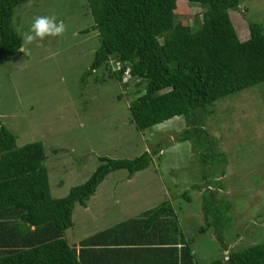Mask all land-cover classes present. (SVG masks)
<instances>
[{
    "label": "rangeland",
    "instance_id": "1",
    "mask_svg": "<svg viewBox=\"0 0 264 264\" xmlns=\"http://www.w3.org/2000/svg\"><path fill=\"white\" fill-rule=\"evenodd\" d=\"M177 4V20L189 25L203 10L188 0ZM231 12L246 34L249 21L264 23V0H242ZM38 15H55L67 30L59 37L23 42L26 54L0 53V120L16 135L18 146L44 143L53 197H64L84 183L101 156L132 159L161 150L132 181L126 180V169L110 173L98 187L104 218L84 214L80 206L76 223L84 226L94 222L92 217L99 223L110 221L124 206L134 217L181 195L174 214L179 215L180 206V222L190 228L200 264L228 254L214 237L217 220L231 248L264 244V82L208 107L205 122H198L207 132L206 141L193 149L192 141H177L186 127L181 116L146 132L137 130L129 108L137 80L126 88L105 67L92 71L100 40L97 30L84 31L95 24L87 0H30L20 5L13 24L22 38ZM195 184L202 188H193ZM204 194L209 202H217L210 205L208 217L202 207Z\"/></svg>",
    "mask_w": 264,
    "mask_h": 264
},
{
    "label": "trees",
    "instance_id": "2",
    "mask_svg": "<svg viewBox=\"0 0 264 264\" xmlns=\"http://www.w3.org/2000/svg\"><path fill=\"white\" fill-rule=\"evenodd\" d=\"M29 1L0 0L1 54L21 53L23 38L13 21L17 7ZM87 1L95 24L84 31L97 30L100 40L91 69L105 67L126 88L137 80L131 92L136 98L129 108L139 131L181 116L186 127L177 141H192L193 149L203 147L207 132L198 122H205L208 107L264 82V23L249 21V32L242 33L231 12L239 9L242 0H188L203 7L192 25L177 20L179 0ZM116 61L131 68V81L123 80L124 69L113 71ZM210 144L206 142L207 147ZM159 148L132 159L101 156L84 183L55 198L44 143L18 146L16 135L0 120V264H81L64 237L73 226L75 205L86 206L110 173L126 169L133 176L148 168ZM209 187L203 190L217 195ZM172 204L165 201L150 213L173 215ZM210 205L217 206V202L203 196L207 217L213 208ZM216 224V238L228 254L211 264H264L263 243L231 248L219 220ZM194 258L188 245L179 261L196 264Z\"/></svg>",
    "mask_w": 264,
    "mask_h": 264
},
{
    "label": "crops",
    "instance_id": "3",
    "mask_svg": "<svg viewBox=\"0 0 264 264\" xmlns=\"http://www.w3.org/2000/svg\"><path fill=\"white\" fill-rule=\"evenodd\" d=\"M133 176L128 174L126 180L132 181ZM178 196L180 195H174L172 198L174 199V205L172 204L174 210ZM99 197L100 190L96 191L86 206L76 204L73 212V226L65 231L64 237L76 250L81 264H181L179 260H181L182 250L188 245L191 246L195 255L194 262L200 264L197 252L192 248L194 240L189 232L190 228L188 229L180 222V206L178 209L180 216L167 212L155 215L150 213L155 209L152 207L147 208L142 214L137 213L131 217V208L124 206L118 212V216L110 221L103 219L99 223L98 219L92 217L94 222L84 226L82 222L76 223L74 214L80 206L83 207L84 214L104 218L106 213L102 211L105 207H101ZM164 200L168 201V199ZM96 201H99L98 206L94 204ZM97 207L98 210H96ZM196 215L199 216L200 213ZM71 231H73V236H71L73 238L69 235ZM214 237L217 240L215 233ZM224 252L226 251L223 250ZM202 264L205 262L203 261Z\"/></svg>",
    "mask_w": 264,
    "mask_h": 264
},
{
    "label": "clouds",
    "instance_id": "4",
    "mask_svg": "<svg viewBox=\"0 0 264 264\" xmlns=\"http://www.w3.org/2000/svg\"><path fill=\"white\" fill-rule=\"evenodd\" d=\"M67 30L63 21H57L55 15H38L34 17L29 29L23 34L24 45H28L39 40H44L46 37L62 36ZM21 52L27 53V48L22 46Z\"/></svg>",
    "mask_w": 264,
    "mask_h": 264
},
{
    "label": "built area",
    "instance_id": "5",
    "mask_svg": "<svg viewBox=\"0 0 264 264\" xmlns=\"http://www.w3.org/2000/svg\"><path fill=\"white\" fill-rule=\"evenodd\" d=\"M112 69H113V71L124 69L123 80L124 81H131L132 80L131 68L128 66L123 68V64L120 61L114 62L112 64Z\"/></svg>",
    "mask_w": 264,
    "mask_h": 264
}]
</instances>
